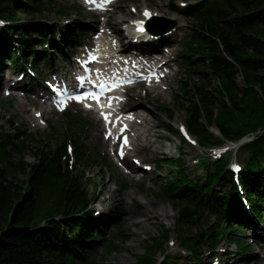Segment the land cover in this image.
<instances>
[{
	"label": "trees",
	"instance_id": "obj_1",
	"mask_svg": "<svg viewBox=\"0 0 264 264\" xmlns=\"http://www.w3.org/2000/svg\"><path fill=\"white\" fill-rule=\"evenodd\" d=\"M192 1L182 8L172 4L173 11L194 20L177 54L179 64L201 80L183 88L187 129L202 147L252 138L241 144L248 153L243 164L227 157L232 146L214 159H197L204 179L188 173L178 159L168 160L176 170L165 179L164 192L177 208L178 239L197 254L204 247L215 250L229 233L245 227L264 233V0ZM44 5L43 0H0V72L7 63L26 79L30 71L41 77V64L53 66L48 50L61 44L57 30L37 24L34 35L26 31L13 35L14 23L21 21L19 12L41 16ZM57 12L70 13L67 8ZM82 34L71 27L63 39L76 47ZM64 114L70 117L69 111ZM75 125L56 137L54 146L35 147L33 163L23 159V141L14 130L0 126V264H96L97 239L108 224H119L114 209L107 216L94 215L96 199L85 191L83 179L85 167L99 160L81 147L83 134L80 130L75 134ZM211 125L218 135L209 129ZM69 142L73 155L67 151ZM19 174L26 179H19ZM203 217L214 221L188 234V228ZM163 244L156 239L147 248L154 251ZM239 249L248 255L253 248L239 243ZM198 258L188 263L211 264ZM166 259L164 254L154 263L148 255H140L136 264H171Z\"/></svg>",
	"mask_w": 264,
	"mask_h": 264
},
{
	"label": "rangeland",
	"instance_id": "obj_2",
	"mask_svg": "<svg viewBox=\"0 0 264 264\" xmlns=\"http://www.w3.org/2000/svg\"><path fill=\"white\" fill-rule=\"evenodd\" d=\"M45 11L41 16L29 17L25 13L19 12L18 16L21 21L14 23L17 32H29L34 35V27L37 24L45 25L49 30H57L56 40H60L58 48L48 50L49 58L52 60L53 66L40 65L41 77L37 76L33 71H30L29 77L26 79L20 78L16 75L18 72L14 71L12 67L3 63L1 69L4 70V79L9 81L0 86V114L2 120L0 126L6 130H14L18 139L23 141V159L29 163H33L35 158L33 153L35 147H42L45 150L48 147L54 146L56 137L62 136V133L68 128L69 125L75 123V134L79 130L82 131V139L80 141L83 147L89 154L94 155L99 162L94 166L85 167V178L83 179V186L89 196H94L96 199L92 208L95 210V216H107L111 210H116L118 213L119 224H108L103 233L99 236L94 250L96 264H136L140 255H148L154 263H158L167 254V261L171 264H189V260L200 259L204 262L211 264H255L256 259L262 260L264 263V233H260L255 228H242L239 233H229L225 239L218 244L215 250H210L207 247L199 249L197 254H191L179 241L178 231L176 227L177 208L171 201L170 197L165 196L164 189L166 187L165 179L175 175L176 167L168 160L174 162L178 159L183 164L184 168L191 175H195L201 179L205 178V174L199 168L197 159L210 158L214 159L220 154H224L225 146H235L238 148H230L227 157L232 162L234 160L244 163V159L248 156L245 150H242L241 144L252 138L247 137L244 141L231 143L224 141L220 146L202 147L196 141L195 137L191 135L187 129L186 119L187 111L185 106L188 100L185 98L183 88L185 83L190 85L194 82H201L199 77L195 74H190L189 69L179 64L180 58L177 56L186 43L189 34V26L194 22L191 17L183 13L175 12L172 9V4L179 7H184L187 3L193 2L192 0H119L120 4H126L129 11L135 14L140 7L148 5L149 11L152 13H159L160 16L174 20L175 24L164 20H150L147 23V28L150 34L144 39L147 47L151 48L153 41L163 42V47H167L168 52L161 49L162 57L167 58L166 65L168 74L163 79L166 80L162 83L165 85L167 82L170 89L163 91L164 97L155 98L147 95V91L141 88L140 94L144 103L154 111L156 118L151 114L147 116L155 124V132L160 136L157 141L156 153H149L148 151H141L134 156L136 163H142L147 170V177L144 181L139 182L137 178L130 179L126 176L124 167L118 162L120 157L111 153L110 143L107 145L99 146L100 137L105 136V129L101 122L93 118L89 114H85L79 110L75 104L68 106L70 117L66 118L64 111H52L47 120H38L39 126L33 128L28 126L24 130L20 124V120L16 119L10 121V116L14 114V100L10 94H17V96L29 90L46 92L44 81L53 82L58 79L56 72L53 68L57 69L60 76L63 73H68L72 77V72L80 69L77 59L81 58L79 48L68 46L67 41L64 40L63 35L69 28H74L76 31L84 34L81 35L83 44H89V29L87 23H92L94 28H100L99 22H93L95 13L92 9L84 8L80 0H43ZM59 8H67L70 13L65 16L59 15L57 10ZM162 14V15H161ZM143 16H140L142 18ZM101 17L100 20H102ZM136 18V17H134ZM137 19H139L137 17ZM130 24L122 25V29L126 32H131ZM129 39V38H128ZM142 39H139L140 41ZM126 42V41H125ZM64 43V44H63ZM93 43V41H92ZM166 43V44H165ZM91 44V43H90ZM54 45V44H53ZM62 49H61V48ZM162 47V48H163ZM39 48V47H38ZM164 52V54H163ZM79 57V58H78ZM2 61V60H1ZM76 61V64L73 62ZM3 62V61H2ZM38 62V61H37ZM69 64H73L72 68H67ZM9 70H7V69ZM39 74V75H40ZM21 80V81H18ZM238 84H242L240 76H238ZM17 83L12 87L10 84ZM6 86H9L10 94L6 91ZM41 86V87H37ZM146 88H150L145 85ZM9 89V90H10ZM48 90V88H47ZM33 96L31 92H27ZM146 95V98H145ZM42 105L44 100L41 98ZM32 107V106H31ZM216 113V109L213 110ZM79 121L85 122L86 126L83 127ZM184 126L188 131L187 138L184 137L179 127ZM170 129L177 130L172 132ZM209 129L218 135V129L215 125H211ZM240 145V146H239ZM74 148L73 143L69 142L67 147ZM73 155V151H68ZM18 157L15 156L14 160ZM174 164V163H173ZM19 179H26V176L19 174ZM136 179V180H135ZM107 182V190L101 191L102 182ZM132 189L134 194L124 199L125 211L119 210L117 207L118 200L123 197L124 192ZM162 206L164 214L159 215L151 220H146L143 215H135L134 213L141 212V210L149 207L156 208ZM236 221L235 217L232 218ZM214 221L213 218L203 217L198 219L194 225L188 228V234H196L197 231L203 230ZM167 229V238L163 239L162 235L164 230ZM124 231L129 235L125 237ZM232 238L239 239V242H234ZM157 240L163 241V248L149 251L148 244H152ZM115 247L111 248L110 244ZM239 243L243 245L248 244L253 249L248 255L242 254L239 249Z\"/></svg>",
	"mask_w": 264,
	"mask_h": 264
},
{
	"label": "bare ground",
	"instance_id": "obj_3",
	"mask_svg": "<svg viewBox=\"0 0 264 264\" xmlns=\"http://www.w3.org/2000/svg\"><path fill=\"white\" fill-rule=\"evenodd\" d=\"M103 1V0H100ZM148 5L140 7L135 14H132L129 11V8L126 4L122 5L118 1L111 4L105 12H100L95 14L93 18V22H99L101 24L100 28H94L92 23H87L89 29L86 33H89L88 43H92V39L94 36H97V39L103 42V48L107 51V61L108 65L106 68L111 67V65H115L119 67L118 72L125 71L126 69H133L135 71L136 59L134 56L138 54V52L147 54L150 63H145L142 67L145 68L154 64V62L162 57L161 49L164 52L167 51V47H163V42L153 41L151 45L158 50V53H152L149 47H147L144 43V39L150 34L149 30H147V23L153 16L159 15V13H152L149 11ZM145 11L150 13L149 19L145 22V25H142L143 20L145 19ZM162 15V14H161ZM140 16H143L140 18ZM160 16V15H159ZM101 17L102 20H100ZM136 17V18H134ZM137 17L139 19H137ZM130 24L129 26L132 28L131 32H126L122 29V25ZM139 27L143 28V31L138 30ZM146 28V30H145ZM93 37V38H92ZM129 38V39H128ZM139 39H142L138 41ZM126 41V42H125ZM166 44V43H165ZM163 47V48H162ZM163 52V54H164ZM167 60V58H163ZM167 63V61H165ZM163 63L162 65H164ZM76 64V61L73 62ZM73 64H69L67 68H72ZM129 65V66H127ZM7 69V68H6ZM124 69V70H123ZM159 69V68H158ZM8 70V69H7ZM9 71V70H8ZM53 71H57V69L53 68ZM4 70L1 69L0 72V86L9 81L8 79H4ZM125 77V76H124ZM166 75L159 76V82L154 85L150 84V88H146L145 85L138 79H135L137 83L132 87L126 90V97L122 99L119 103V106L116 107L121 113L120 119L117 120L114 124H118L117 126L111 125L107 128L104 126L105 133L109 129L117 130L116 127L121 128L115 137V132L110 134L109 136L100 137L99 146H104L109 142V140L113 139V147L114 151H117L118 156L120 157V165L124 167V171L126 176L130 179L137 178V181L142 182L147 177V170L144 168L142 163H136L134 156L141 151H148L151 153H156L157 141L158 137H160L155 132V124H153L152 120L147 116V114H151L153 117H157L146 103L142 99L139 89L143 88L147 91V95L153 96L155 98H159L160 96L163 98V91L166 89H170V85L166 82L165 85H162L164 80L163 78ZM20 81V80H18ZM17 83H12L11 86L15 87ZM15 85V86H14ZM31 92L33 96H30ZM21 95L17 96V94H10L12 100H14L13 108L14 114L10 116V121H14L16 119L20 120L21 126H23L24 130H27L28 126L37 128L39 126L38 120H47L49 115L52 113L51 110L45 109L42 105L41 98L39 94L34 90H29ZM146 98V95H145ZM32 106V107H31ZM109 112H112L109 111ZM116 117L117 112H114ZM114 118L112 119L113 123ZM124 135V140H127V143H123L121 140V136ZM232 148H238L234 145ZM121 150L123 151V155H121ZM136 180V179H135ZM107 182H102L101 191L107 190ZM134 191L129 189L124 192L123 197H120L118 200L117 207L119 210L125 211V201L126 197L132 196ZM137 215H143L146 220L154 219L159 215L164 214V208L162 206L156 208H145L141 210V212L134 213ZM125 237L130 234V232L126 233L124 231ZM262 261V260H261ZM258 258L256 259L255 264H262ZM264 264V263H263Z\"/></svg>",
	"mask_w": 264,
	"mask_h": 264
},
{
	"label": "snow or ice",
	"instance_id": "obj_4",
	"mask_svg": "<svg viewBox=\"0 0 264 264\" xmlns=\"http://www.w3.org/2000/svg\"><path fill=\"white\" fill-rule=\"evenodd\" d=\"M87 3H93L94 0H86ZM105 2H109V0H105ZM144 15L147 17V16H150V13H148L147 11H145ZM138 30L140 31H143V28L142 27H139ZM103 87V85L101 86ZM86 96H92L93 98H96L95 97V94H92V93H88V94H85ZM70 99H76V100H80L82 99L83 97L81 96H70L68 97ZM61 104H63V101H60ZM87 106V105H86ZM103 115V113H102ZM105 119H107V117H105ZM127 143V140L125 139V144ZM71 151V149H69ZM121 155H123V151L121 150Z\"/></svg>",
	"mask_w": 264,
	"mask_h": 264
},
{
	"label": "water",
	"instance_id": "obj_5",
	"mask_svg": "<svg viewBox=\"0 0 264 264\" xmlns=\"http://www.w3.org/2000/svg\"><path fill=\"white\" fill-rule=\"evenodd\" d=\"M154 20L158 19V20H164V21H169L170 22V26L169 27H172L174 24H175V21L174 20H170L169 18L167 17H164V16H156V17H153ZM152 19V20H153Z\"/></svg>",
	"mask_w": 264,
	"mask_h": 264
}]
</instances>
